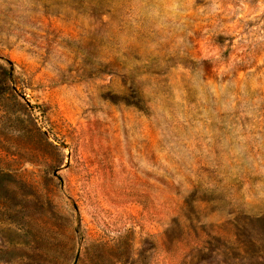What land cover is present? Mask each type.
I'll list each match as a JSON object with an SVG mask.
<instances>
[{
    "label": "rangeland",
    "instance_id": "obj_1",
    "mask_svg": "<svg viewBox=\"0 0 264 264\" xmlns=\"http://www.w3.org/2000/svg\"><path fill=\"white\" fill-rule=\"evenodd\" d=\"M0 264H264V0H0Z\"/></svg>",
    "mask_w": 264,
    "mask_h": 264
}]
</instances>
